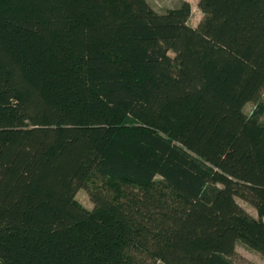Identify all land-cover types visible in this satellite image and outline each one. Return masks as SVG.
<instances>
[{
    "label": "trees",
    "instance_id": "16d2710c",
    "mask_svg": "<svg viewBox=\"0 0 264 264\" xmlns=\"http://www.w3.org/2000/svg\"><path fill=\"white\" fill-rule=\"evenodd\" d=\"M198 8L0 0V264L264 256V0Z\"/></svg>",
    "mask_w": 264,
    "mask_h": 264
},
{
    "label": "rangeland",
    "instance_id": "374dc122",
    "mask_svg": "<svg viewBox=\"0 0 264 264\" xmlns=\"http://www.w3.org/2000/svg\"><path fill=\"white\" fill-rule=\"evenodd\" d=\"M149 5L157 12L162 13L168 9H172L179 5L182 0H146ZM199 0H188L191 6V15L189 17V24H195L200 17L203 15L201 10L198 8ZM264 98V94H262ZM254 109L253 103H246L244 106V112L249 115ZM261 121L264 122V116H261ZM158 179V178H157ZM75 199L86 209L93 210L95 207L91 196L89 195L86 188H81L77 191ZM237 203L252 217H257L256 211L248 203L243 200L236 198ZM236 254L232 257V264H264V256L257 251L246 248L242 243H237ZM155 264H164L162 262H156Z\"/></svg>",
    "mask_w": 264,
    "mask_h": 264
},
{
    "label": "crops",
    "instance_id": "0c3cea01",
    "mask_svg": "<svg viewBox=\"0 0 264 264\" xmlns=\"http://www.w3.org/2000/svg\"><path fill=\"white\" fill-rule=\"evenodd\" d=\"M182 1H183V0H182ZM186 1H188V0H186ZM202 16H203V15H202ZM202 16L200 17V20H201ZM200 20H198L195 24H190V25H191L192 27H196ZM188 23H189V20H188Z\"/></svg>",
    "mask_w": 264,
    "mask_h": 264
}]
</instances>
